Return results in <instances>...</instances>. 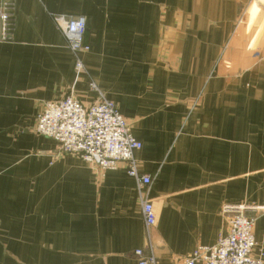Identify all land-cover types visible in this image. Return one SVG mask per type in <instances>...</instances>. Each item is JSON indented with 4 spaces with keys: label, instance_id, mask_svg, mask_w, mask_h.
Returning a JSON list of instances; mask_svg holds the SVG:
<instances>
[{
    "label": "crops",
    "instance_id": "obj_1",
    "mask_svg": "<svg viewBox=\"0 0 264 264\" xmlns=\"http://www.w3.org/2000/svg\"><path fill=\"white\" fill-rule=\"evenodd\" d=\"M0 32V264H137L142 199L159 264L225 233L223 208L264 206V0H14ZM52 15L85 20L84 72ZM141 143L150 184L99 172L34 132L46 102L97 99ZM246 216L258 215L246 209ZM264 250V218L253 226Z\"/></svg>",
    "mask_w": 264,
    "mask_h": 264
},
{
    "label": "built area",
    "instance_id": "obj_2",
    "mask_svg": "<svg viewBox=\"0 0 264 264\" xmlns=\"http://www.w3.org/2000/svg\"><path fill=\"white\" fill-rule=\"evenodd\" d=\"M14 0H0V32L3 41H10L15 21ZM57 30L64 37L75 58V70L84 72L81 55L89 51L84 43L85 20L70 15H52ZM97 99L83 104L72 95L46 102L36 114L34 132L58 144L60 152L76 155L99 172L113 171L124 164L128 176L136 182L138 191L150 184V178L138 170L134 153L141 149L130 133L126 120L117 107L90 82ZM144 190V189H143ZM251 207L226 205L227 229L214 245L200 246L175 264H264V250L257 247L253 235L256 217L246 216ZM264 217V206L255 207ZM145 246L133 252L137 264H159L151 241L150 230L156 224L152 203L142 199Z\"/></svg>",
    "mask_w": 264,
    "mask_h": 264
},
{
    "label": "rangeland",
    "instance_id": "obj_3",
    "mask_svg": "<svg viewBox=\"0 0 264 264\" xmlns=\"http://www.w3.org/2000/svg\"><path fill=\"white\" fill-rule=\"evenodd\" d=\"M78 100V99H77ZM255 207H259V206H251V208L252 209H254ZM257 211V210H256ZM257 212H259V211H257ZM226 216V219H227V215H225ZM252 217H256V218H260V217H262V218H264L263 216H260V212H259V214L258 215H255V216H252Z\"/></svg>",
    "mask_w": 264,
    "mask_h": 264
}]
</instances>
